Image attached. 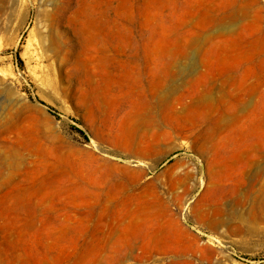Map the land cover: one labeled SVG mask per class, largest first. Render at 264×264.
Listing matches in <instances>:
<instances>
[{"label": "rangeland", "instance_id": "obj_1", "mask_svg": "<svg viewBox=\"0 0 264 264\" xmlns=\"http://www.w3.org/2000/svg\"><path fill=\"white\" fill-rule=\"evenodd\" d=\"M0 264H264V0H0Z\"/></svg>", "mask_w": 264, "mask_h": 264}]
</instances>
